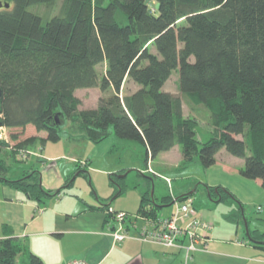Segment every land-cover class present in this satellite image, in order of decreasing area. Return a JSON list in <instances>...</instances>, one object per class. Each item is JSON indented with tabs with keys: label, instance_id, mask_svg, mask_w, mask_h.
I'll use <instances>...</instances> for the list:
<instances>
[{
	"label": "trees",
	"instance_id": "16d2710c",
	"mask_svg": "<svg viewBox=\"0 0 264 264\" xmlns=\"http://www.w3.org/2000/svg\"><path fill=\"white\" fill-rule=\"evenodd\" d=\"M58 1V12L51 16L31 10L53 7ZM0 2L10 5L0 9L2 127L32 125L47 134L18 143L0 139L1 181L39 202L56 196L63 189L45 190L38 171L11 178L12 166L1 151L7 148L14 164L24 163L32 156L22 159V150L60 141L63 126L70 123L94 144L112 136L140 144L146 169L177 145L183 155L179 168L198 160L208 169L225 149L244 159L243 178L261 180L264 187V0ZM101 64L106 69L100 76ZM174 71H179L182 97L163 90ZM129 81L135 90L122 94ZM89 88L102 93L96 108L82 107L75 95ZM184 98L191 114L198 105L207 109L196 115L211 127L208 140L198 139V119L185 115ZM130 172L124 171L125 177L109 175L116 187L114 198L129 187ZM154 178L150 176L151 182ZM203 187L215 202L237 203L238 210L227 220L242 219V203L231 192ZM170 194L159 201L172 203ZM156 199L155 191L143 192L138 214L156 217L158 208L166 206L156 204ZM109 207H98L107 212L108 221ZM258 232L249 231V237L264 250ZM25 253L26 260L19 259ZM0 264L46 263L22 239L9 235L0 238Z\"/></svg>",
	"mask_w": 264,
	"mask_h": 264
},
{
	"label": "crops",
	"instance_id": "0c3cea01",
	"mask_svg": "<svg viewBox=\"0 0 264 264\" xmlns=\"http://www.w3.org/2000/svg\"><path fill=\"white\" fill-rule=\"evenodd\" d=\"M94 89L97 88L79 89L75 95L78 97L80 90ZM66 127L71 133L68 137V146L63 145L62 139L44 145L37 143L32 149L40 156L32 157H36L39 165L28 164L27 161L32 158L30 157L26 161V167L17 168L20 172L18 177L29 170L38 171L43 188L51 193L63 189L56 196L44 198L39 202L29 199L22 191L0 180V238L12 235L22 239L26 247L39 255L46 264H71L75 261H83L85 264H264V251L250 239L248 229L246 231L241 221L233 223L226 218L231 211L238 210L237 203L231 200L215 202L203 187L204 185L223 187L241 202L239 190L231 188V184L243 180L240 171L244 167V159L229 154L225 149L219 151L215 165L207 169L209 174L206 181L190 187L191 192L179 194L181 196L189 193L197 210V216L212 225L207 251L193 252L187 259L184 249L169 248L134 239L145 224L142 219L130 225H123L122 227L131 237L117 241L114 232L121 225L109 224L107 212L98 208L104 203L98 205L84 198L65 195V189L71 187V185L67 186L68 181L72 179L73 173L78 168L80 171L75 174L76 176L82 172L89 176L90 172L93 179L95 174L109 176L124 173V170H117L112 161L116 137L112 136L94 144L73 129L70 123H67ZM5 129L14 143L32 136L41 138L47 136L46 132H38L32 125L24 129ZM13 135L15 138L11 139ZM124 143L139 146L145 151V148L136 142ZM1 155L6 164L12 166L11 178H18L14 170L16 165L8 149L3 148ZM182 159L181 147L177 145L151 160L150 164L153 171L161 175L160 179L166 182L174 199L179 197L174 192V182L181 180H174L165 173L169 168L180 166ZM154 165H161L160 171L155 169ZM143 171L147 172V169ZM146 174L154 176L150 172ZM109 180L115 189L110 177ZM257 182L259 180L255 183L258 184ZM156 200V204L163 205L159 198ZM161 208L163 207L158 208V211ZM170 213H163L161 216L156 214L154 218L165 217ZM185 244L187 246L189 242L185 240ZM26 256L25 253L20 259L26 260Z\"/></svg>",
	"mask_w": 264,
	"mask_h": 264
},
{
	"label": "rangeland",
	"instance_id": "374dc122",
	"mask_svg": "<svg viewBox=\"0 0 264 264\" xmlns=\"http://www.w3.org/2000/svg\"><path fill=\"white\" fill-rule=\"evenodd\" d=\"M59 5L60 1H58L53 7H46L43 5L38 6L36 8H32L31 10H35L37 13H40L43 16H51L52 14L58 12ZM105 69V64H101L98 66V72L100 76L105 72ZM135 88V84L129 81V83H126L122 94L131 93L133 90H135ZM163 90L182 97L179 88V71H174L172 73L170 79L165 84V88ZM100 96L102 95L98 88L86 91L80 90L78 92V98H80L82 102L81 106L84 108H96ZM186 102L187 99L184 98L183 104L185 113L188 115L190 114L192 116H195L198 119V139L201 141L208 140L211 135V127L208 122H206L202 118L197 117L196 115H204L203 110L207 111V109L204 107V105H198L193 108V111L196 114H191ZM66 124L63 126V129L60 134L61 139L63 141V145L68 146V137L71 136V133L69 130L66 129ZM8 139L10 140L9 136ZM124 142L125 140L116 139L117 145H115L116 147L112 156L113 165L117 167V170L131 171L128 174V178L126 179V182L129 187L123 192V194L114 198L115 195L113 193V190L115 189L111 185L108 175L103 176L100 174H95L93 179V177H91L90 172L89 176L82 172L78 176H76L75 174L80 171V169L78 168L73 173V178L75 179L72 178L71 181L73 182L71 187L65 189V195H72L77 196L79 198H84L85 200L92 203H96L98 205L102 203L108 204L111 205L110 208L113 211H128L129 213L134 214L139 212L143 192H149V195H152L153 191H155V195L159 199L162 196L169 195L170 191L168 189V185L164 180L160 179L162 178L161 175H159L157 172H154L151 166L148 167L147 172L143 171L146 168V152L139 146L130 144L126 145ZM27 162L30 165H39L36 160V157H32ZM14 165H16L14 170L17 172L18 177L20 172L17 171V168L26 167V161L23 164L15 163ZM160 167L161 165H154V168L159 171ZM139 172H143V174L145 175H140ZM145 172L153 173L154 176L159 178H154V181L151 182L150 176L152 177V174H146ZM165 174H167L170 178L174 180H181V182H174V192L179 196V194H181L182 192H191V189H189L190 187H195L196 185H199L198 183L205 182L209 173L208 170L204 168L198 160H196L187 168H179V166L177 168H169ZM242 179L243 180L240 181V183L235 181L231 184V188L236 189L237 191L239 190V196L242 198L241 202L243 207L241 210V214H243V216L240 220L241 224L245 227L246 231L247 229L250 232L259 231L256 235L259 239H261L262 242H264V187H262L261 180H259V182H257L258 184H256V180H249L246 178ZM174 200L175 199L173 198V202ZM173 202L169 204L167 203L168 205L165 204L167 207L161 208L157 213L158 216H161L163 213L171 212L169 215L166 214L167 216L163 215L165 217H170L176 208ZM163 210L165 211L163 212ZM252 235H254V233ZM246 236H248L247 232Z\"/></svg>",
	"mask_w": 264,
	"mask_h": 264
},
{
	"label": "built area",
	"instance_id": "2783aa9c",
	"mask_svg": "<svg viewBox=\"0 0 264 264\" xmlns=\"http://www.w3.org/2000/svg\"><path fill=\"white\" fill-rule=\"evenodd\" d=\"M0 139L9 140L4 127L0 128ZM21 158L27 160L30 156L39 157L40 154L33 149L22 150ZM83 165L85 163H82ZM151 171V169H150ZM168 183L170 180L167 179ZM176 206L170 217L147 218L139 214H129L125 211H113L109 207L110 223H118L121 227L114 232L117 241H124L131 236L122 226L133 224L138 220L145 222L134 239L141 242L156 243L169 248L184 249L187 259L196 251H207L209 232L212 225L197 216L193 199L187 197L184 201L174 200ZM185 240L189 242L186 246ZM71 264H85L83 261H75Z\"/></svg>",
	"mask_w": 264,
	"mask_h": 264
},
{
	"label": "water",
	"instance_id": "95a60500",
	"mask_svg": "<svg viewBox=\"0 0 264 264\" xmlns=\"http://www.w3.org/2000/svg\"><path fill=\"white\" fill-rule=\"evenodd\" d=\"M150 0H146V3H148ZM2 7H5V8H9L10 7V5L8 4V3H2V2H0V9L2 8ZM1 98H2V92H1V89H0V102H1ZM0 117H1V109H0ZM2 127V122L0 121V128ZM126 176V174H124V175H121V177H125Z\"/></svg>",
	"mask_w": 264,
	"mask_h": 264
}]
</instances>
